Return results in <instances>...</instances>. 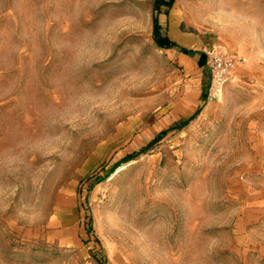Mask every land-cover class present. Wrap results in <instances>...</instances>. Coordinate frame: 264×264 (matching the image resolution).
Segmentation results:
<instances>
[{"label": "rangeland", "instance_id": "1", "mask_svg": "<svg viewBox=\"0 0 264 264\" xmlns=\"http://www.w3.org/2000/svg\"><path fill=\"white\" fill-rule=\"evenodd\" d=\"M152 4L0 0V264H264V0L159 14L238 59L193 108L207 72Z\"/></svg>", "mask_w": 264, "mask_h": 264}, {"label": "trees", "instance_id": "2", "mask_svg": "<svg viewBox=\"0 0 264 264\" xmlns=\"http://www.w3.org/2000/svg\"><path fill=\"white\" fill-rule=\"evenodd\" d=\"M174 0H153L152 4V39L156 46L164 49L168 48H176L178 52H182L189 56H196L197 63L199 66H203L206 61V54L203 51L194 50L191 48L181 47L176 44L173 40H171L166 34L165 29L159 22V14L164 13L167 14L170 8L172 7ZM206 87L202 88L201 98L205 101V93ZM200 108H197L192 114L185 118H181L177 121H174L168 128L156 134L148 143H146L143 147H141L137 151H133L125 155L119 162L128 161L133 159L136 155L141 152H145L149 148H151L166 132L173 129H181L186 126L198 113Z\"/></svg>", "mask_w": 264, "mask_h": 264}, {"label": "built area", "instance_id": "3", "mask_svg": "<svg viewBox=\"0 0 264 264\" xmlns=\"http://www.w3.org/2000/svg\"><path fill=\"white\" fill-rule=\"evenodd\" d=\"M203 52L206 54L208 74L205 100L210 101L220 95L225 82L232 75L238 59L232 53L218 48H204Z\"/></svg>", "mask_w": 264, "mask_h": 264}, {"label": "crops", "instance_id": "4", "mask_svg": "<svg viewBox=\"0 0 264 264\" xmlns=\"http://www.w3.org/2000/svg\"><path fill=\"white\" fill-rule=\"evenodd\" d=\"M170 49L173 50V52H177L178 53V59H179V61L182 62L186 66V68L187 67L190 68V67H194V66H199L198 63H197V57H196V60L194 61V59H192V57H194V56H189V55L184 54L182 52H178L177 50H175L176 48H168L167 49V51H168V53L170 55L172 53ZM199 67H202V69L207 72V70H206V61H205V63H204L203 66H199ZM207 77H208V74H207ZM207 84H208V81H207ZM201 93H202V85L198 81V82L195 83L193 90L188 93L187 103H188V105L191 108L197 106L201 101L204 102V100H202V98H201Z\"/></svg>", "mask_w": 264, "mask_h": 264}]
</instances>
